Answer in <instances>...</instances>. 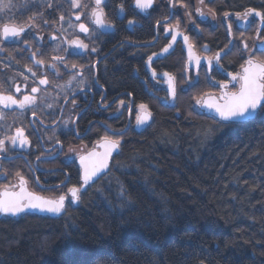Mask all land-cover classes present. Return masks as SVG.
Returning <instances> with one entry per match:
<instances>
[{
	"label": "trees",
	"instance_id": "trees-1",
	"mask_svg": "<svg viewBox=\"0 0 264 264\" xmlns=\"http://www.w3.org/2000/svg\"><path fill=\"white\" fill-rule=\"evenodd\" d=\"M128 1L107 3L119 22L111 36L151 39L150 24L124 29L134 15ZM210 6L217 14L264 12V0H212ZM164 13L167 4L151 17ZM209 36L202 40L191 31L195 46L206 40L217 50L225 42L222 29ZM164 42L116 48L98 64L97 76L110 89L137 84L134 66L144 71L145 59ZM225 61L232 68L241 59ZM152 66L182 70V53L176 49ZM137 85L152 121L124 138L77 206L55 218H0V264H264V108L247 121H222L186 113L190 97H177L166 108Z\"/></svg>",
	"mask_w": 264,
	"mask_h": 264
},
{
	"label": "flooded vegetation",
	"instance_id": "flooded-vegetation-1",
	"mask_svg": "<svg viewBox=\"0 0 264 264\" xmlns=\"http://www.w3.org/2000/svg\"><path fill=\"white\" fill-rule=\"evenodd\" d=\"M134 1H128L129 8L134 9V15L126 20L123 25L124 29L132 31L150 24L153 35L149 40L134 41L130 40L128 35L113 38L111 35L114 34L119 22L111 15L113 12L107 6L109 0H102L101 7L105 12L106 21L113 25L110 29L97 28L95 24L91 23L88 12L91 7L95 6L94 0H82V4L89 5V8L86 9H73L70 0H0L4 4H9L8 8L0 10V27L5 24L29 26L22 34L21 40H8L2 44L0 86L14 94L17 99L22 98L25 94H31V88L34 86L41 89L36 94L40 98L34 107L37 112L36 116L32 114L33 109L21 110L15 106L11 109H4L0 106V111L5 113V118L0 120V138L5 135H13L15 129L21 127L30 141L29 146L25 148L12 147L8 144L7 147L10 150L0 153V190L9 186V191L18 192L19 188L13 189L11 185H18L16 173L19 172L28 182V192L47 199H57L60 195L66 197L65 207L59 214L26 209L15 216L0 214V218H17L26 215L55 218L61 216L68 208L77 206L80 199L73 203L68 189L73 186L79 187L83 183L81 166L77 162L79 156L90 150L99 149L97 144L106 135L113 139H119L122 143L129 134L140 133L144 130L145 128L136 127L137 115L140 114L138 105H147L148 110L152 113L151 116H154L147 101H140L137 98L142 95L138 83L142 86L144 97L171 108L176 105L177 97H190L189 91L202 81H204L205 87L201 90V92L203 91L201 97L211 95L222 101L221 97L224 92L236 91L238 88L237 82L232 81L228 73L241 72V65L249 59L242 52L245 50L244 45L251 43V54L253 55L251 58L254 57L255 52H264L260 50L261 41L264 40V25H261L260 19L254 14L249 18L247 25L243 21L237 22L236 17H233L235 13H230V18L227 20H222V14L217 13L215 20L209 14H205L204 17L198 15L199 22L193 26L187 24L192 13L191 3L193 0H180L179 3H176L175 8L171 7L169 0H154L153 6L146 12L137 9L133 5ZM211 2L212 0H205V6L208 9H213L210 6ZM49 3H51V7H49ZM181 3L185 7H181ZM163 4H167V13L161 14L159 18L153 17L154 15L151 17L152 11ZM120 9L118 7V18L124 13V7L122 12ZM81 11L83 13L81 20L76 21L75 15ZM61 15H64V21L60 20ZM30 17H35V19L30 20ZM69 20L73 24L85 23L89 28V33H81L78 28L69 27ZM130 20L133 21L131 24H129ZM158 20L159 24H157ZM45 21L47 22L45 23ZM256 21L258 22L257 26L254 25ZM178 22L177 32L182 34L176 35L170 53L149 60V57L157 55L170 45L171 29ZM229 23L233 25L231 36L227 31ZM165 28H169L170 31L166 32ZM258 28L261 29L259 36L257 35ZM217 29H222L225 33L224 44L214 50L206 40H200V49L193 50L194 54L200 57L199 66L194 60L188 59L183 48L186 44L184 36H188L189 43L193 44L191 31L201 35L203 40L208 39L209 35ZM53 35L57 37L56 40L51 39ZM74 38L83 40L88 44V49L77 50L65 43L66 40ZM24 39L28 40V45L24 44ZM161 42H164L162 47L159 50H154L145 59L144 71H138L134 66L133 73L137 84L132 83L130 87L116 86L110 89L106 84L108 80L105 81L97 76L98 64L111 57L116 48H122L123 45H129L132 48L153 47ZM226 45L228 47H225ZM93 47L96 48L95 52L92 51ZM64 48H68L69 51L64 52ZM176 49L182 53V70L175 68L170 72L159 71L152 66L154 61L163 59ZM222 49L223 51H221ZM77 51H80L79 55L73 54ZM32 52H37V58L45 61L44 67L34 63L31 58ZM217 52H220V63L217 65L213 61L212 67L209 69L206 58L214 57ZM54 56H64V62L53 61ZM227 57H238L241 62L230 68L226 66V63L230 62L225 61ZM51 63H56L58 74L56 69L48 67ZM105 63L109 64V62ZM73 64L77 65L76 69H72ZM81 65L83 68H80ZM27 68H32L37 76L34 77L31 72L27 71ZM77 71L81 74L68 83ZM165 73L174 77L175 97L169 94V81L168 77L164 75ZM25 76L28 77L27 81L24 80ZM44 76L48 78L49 84L39 85V79ZM80 81H84L82 87L79 84ZM218 81H224L228 87L221 89ZM60 85L63 87H59ZM17 86L21 88L19 93L15 92ZM65 97L70 98L64 105ZM171 97H173V101H171ZM165 98H168V101ZM121 101L123 104L120 103ZM48 104H51L52 107L48 108ZM200 112L202 111L200 110ZM41 120H43V124L40 123ZM64 121H69V123L65 125ZM57 140L60 141L59 144L56 143ZM78 143H85L91 147L84 153L76 154L74 147ZM97 180L81 189L80 198L82 193L94 185Z\"/></svg>",
	"mask_w": 264,
	"mask_h": 264
},
{
	"label": "snow or ice",
	"instance_id": "snow-or-ice-1",
	"mask_svg": "<svg viewBox=\"0 0 264 264\" xmlns=\"http://www.w3.org/2000/svg\"><path fill=\"white\" fill-rule=\"evenodd\" d=\"M71 7L73 9H86L89 8V5L82 4V0H70ZM180 0H169L171 7L175 8L176 3H179ZM154 0H135V6L141 12H146L153 6ZM199 3L203 5L204 0H199ZM94 7L90 8L88 12L89 19L91 23L95 24L97 28L101 29H110L113 25L110 22L106 21L105 12L103 10L102 0H94ZM9 7V4H4L0 2V10L6 9ZM49 7H51V3H49ZM181 7H185L184 4L181 3ZM120 11H123V6H121ZM196 12L199 16L204 17L205 12L201 10V8H197ZM208 13L211 14L212 19H216V13L213 9L209 8ZM82 11L76 13L75 20L80 21ZM260 18V22L264 25V12L257 11L253 8H248L244 12H236V21H243L246 25L249 22V18L253 16ZM42 15V13H40ZM224 19L230 18L229 12H224L223 14ZM35 17H30V20H34ZM60 20L64 21V15L60 16ZM47 21H45L46 23ZM133 21H129L131 24ZM69 27L71 28H78L79 32L88 34L89 28L85 25V23H78L73 24L69 20ZM160 21H157L159 24ZM29 27L28 25H19V26H9L7 24L0 27V51H3L2 44L4 41L14 40L19 41L22 39V34L26 32V28ZM179 28V22L176 24L175 27L171 29L172 38L175 40L178 33L177 29ZM63 31V29H61ZM165 31H170L169 28H165ZM228 35L231 36L233 33V25L229 23L227 26ZM261 29H257V35L259 36V32ZM243 35V33H241ZM52 40H56L57 37L53 35L51 37ZM184 41L188 44L189 48V59L195 60L196 64L199 66L200 58L195 56L193 53V46L189 43V37L184 36ZM24 44L28 45L29 42L27 39H24ZM70 47H73L77 50H87L88 44L84 43L83 40L79 38L69 39L66 40ZM225 47H228L226 45ZM245 50L248 49V45H244ZM30 49V46H29ZM261 51H264V40L261 41ZM64 52H68V48L63 49ZM92 51L95 52L96 48L93 47ZM167 51V48L164 49ZM223 51V49L221 50ZM73 54H80V51H77ZM155 55V54H154ZM31 58L36 65L41 67L45 66V61L43 59L37 58V52L31 53ZM220 52H217L214 57H207L209 69H211L213 61L217 65L220 63ZM53 61H58L63 63L64 56H54ZM152 57H149L151 60ZM48 67L56 69L58 74V69L56 63H51ZM65 67L67 65L65 64ZM72 69H76L77 65L73 64ZM94 67V65H93ZM83 68V65L80 66ZM241 72L233 74L231 72L228 73V76L231 77L232 81H236L238 84V88L236 91L232 92H224L222 95V99L224 100L223 104H208L207 107L214 108L217 114L219 115L220 119L223 121H232L234 119H244L254 115L258 108H264V58L256 60L249 57L245 61L244 64L241 65ZM27 71L31 72L32 75L35 77L37 73L33 71L32 68H27ZM81 73L77 71L68 81L71 83L72 80H75L76 76L80 75ZM168 77L169 81V94L173 97L176 95V88L173 83L174 77L170 76L168 73L164 74ZM155 76V73H153ZM28 77H24V80L27 81ZM84 81H80L79 84L82 87ZM221 89H226L228 85L224 81L217 82ZM49 84V80L46 76L39 79V85H47ZM59 87H63L60 85ZM21 88L17 86L15 88V92L19 93ZM41 89L38 86H34L31 88V94H25L22 98L17 99L14 94L9 92L7 89H3L0 86V106L4 109H11L13 106L15 108L21 110L33 109L32 114L33 116L37 115V112L34 110V107L37 105L38 100L40 99L36 94L40 92ZM67 99V97H65ZM74 103V101H73ZM123 104V101L120 102ZM200 103V101H197ZM48 108H51L52 105L48 104ZM140 109V114L137 115V126L144 125L148 122L149 118L151 117L152 113L148 110L147 105L140 104L138 105ZM5 118V113L0 111V120ZM43 124V120L40 121ZM69 121H64V124L67 125ZM74 123V121H72ZM29 138L25 135V131L21 127H17L15 129V133L13 135H5L0 138V153H4L9 151L10 149L7 147L10 144L12 147H20L25 148L29 146ZM57 144L60 143L59 140L56 141ZM121 141L119 139H113L109 136H104L101 138L99 142V147L103 148L104 151L102 153H97L95 151H89L87 155H80V166H81V180L82 184L79 187L73 186L68 189L69 193L71 194V200L73 203L77 202L80 199V192L81 189L84 188L85 185H88L90 182H94V178L98 176L105 168L108 166V158L113 154V151L117 150L120 146ZM39 160V157H37ZM18 177V185H11V188L15 189L16 187L19 188V191H9V186H5L3 190H0V214H10V215H17L19 213L24 212L26 209H37L41 212H49L54 214H59L65 207V195H60L57 199H47L40 196H37L35 193H30L27 190V180L20 175L19 172L16 173Z\"/></svg>",
	"mask_w": 264,
	"mask_h": 264
},
{
	"label": "rangeland",
	"instance_id": "rangeland-1",
	"mask_svg": "<svg viewBox=\"0 0 264 264\" xmlns=\"http://www.w3.org/2000/svg\"><path fill=\"white\" fill-rule=\"evenodd\" d=\"M197 8H201V10L202 11H204L205 12V14H209V16L210 17H212L211 16V14L210 13H208V8L205 6V0H204V3H203V5H201L200 3H199V0H193V3H191V14H190V20H189V22L187 23L188 25H193V26H196L197 25V23L199 22V20H197V16H198V14H197V12H196V9ZM233 17H236L235 15H233ZM209 18V17H208ZM222 20H226V19H224V17H223V14H222ZM257 21L256 22H254V25L255 26H257ZM250 44L251 43H249V45H248V49L247 50H244V51H242L243 52V54H244V56L245 57H252L253 55L251 54V51H252V48L250 47ZM192 46H193V50L195 49H197V50H199L200 49V46H195L194 44H191ZM196 54H199L198 52H196ZM254 59H256V60H259V59H262V58H264V52H262V53H258V52H255V55H254V57H253ZM165 80V79H164ZM155 83V82H154ZM202 90V89H201ZM201 90H199V86H194V87H192V89H191V91H189V94L191 95L190 96V98H188L187 99V106L188 107H186V113H191L192 111L193 112H200V109H199V103H197V101H200L201 102V99H202V97H201V94H202V92H201ZM165 100L166 101H168V98H165ZM162 107L163 106H159V108H158V110H162ZM164 108V107H163ZM166 108H168V107H166ZM192 112V113H193ZM91 146H87L85 143H78L75 147H74V152L76 153V154H81V153H84V152H86L89 148H90Z\"/></svg>",
	"mask_w": 264,
	"mask_h": 264
},
{
	"label": "water",
	"instance_id": "water-1",
	"mask_svg": "<svg viewBox=\"0 0 264 264\" xmlns=\"http://www.w3.org/2000/svg\"><path fill=\"white\" fill-rule=\"evenodd\" d=\"M133 5L135 6V1H134ZM135 7H136V6H135ZM258 18H259V17H258ZM259 19H260V18H259ZM261 25H262V24H261ZM261 25H260V26H261ZM174 43H175V40H173V38H172L171 41H170V45H169L168 47H166V48H167V51H164V50L161 51V52L158 53L157 55L152 56V59H154V58H158V57H163L164 55L170 53V51L172 50V48H173V46H174ZM183 48H184V51L187 53V56H188V59H189V48H188V44H185V45L183 46ZM193 53H194V51H193ZM194 55H195V54H194ZM195 56H196V55H195ZM199 58H200V57H199ZM148 61H149V60H148ZM194 62H195V60H194ZM195 63H196V62H195ZM168 88H169V86H168ZM69 98H70V97H68V98L64 101V105H65V103L68 101ZM171 99H172L171 101H173V97H171ZM223 103H224V100L220 101V100H219L217 97H215V96L207 95V96H205V97H203V98L201 99V103L199 104V108H200V110L202 111V113H204V114H206V115H209V116H212L213 118H216V119H218V120H221L220 117H219V115H218L217 112L215 111V109H214V108H209V107H207V105H208V104H223ZM258 109H259V108H258ZM258 109H257L256 112L254 113V115L251 116V117L244 118V119H239V118H237V119L232 120L231 122H243V121H247V120L253 118V117L256 115ZM151 120H152V116L149 118V120H148V122H147L146 124H144V125H140V126H137V125H136V127H137V128H145V127L151 122ZM222 121H223V120H222ZM97 146L99 147V143L97 144ZM118 150H119V148H118L117 150L113 151V154L108 158V162H107V163H108V166H107V168H105L101 173L98 174L97 177L94 178V182H95V181H96L101 175H103L104 173L107 172V170H108V168H109L110 161H111V159H112V156H113L115 153H117ZM90 151H95V152H97V153H102V152L104 151V149L99 147V149H93V150H90ZM88 152H89V151H88ZM88 152H86V153L83 154V155H87ZM77 162H78V164L80 165V160H79V158H78ZM92 183H93V182H92Z\"/></svg>",
	"mask_w": 264,
	"mask_h": 264
}]
</instances>
